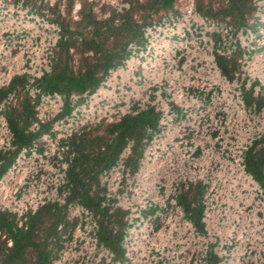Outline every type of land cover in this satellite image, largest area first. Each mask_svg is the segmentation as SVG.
<instances>
[{
  "label": "built area",
  "instance_id": "obj_1",
  "mask_svg": "<svg viewBox=\"0 0 264 264\" xmlns=\"http://www.w3.org/2000/svg\"><path fill=\"white\" fill-rule=\"evenodd\" d=\"M82 1L97 20L130 8L127 0H0V153L14 149L5 112L25 98L34 113L28 130L43 128L0 176V212L25 227L42 206H64L53 264H264V192L245 165L264 136V0H252L239 25L178 0L144 26L141 43H128L94 90L43 92L37 81L52 70L58 20L78 21ZM219 58L237 69L223 74ZM15 78L22 84L8 89ZM148 109L157 122L146 129L136 170L125 163L129 141L99 175L101 206L124 214L117 259L98 241L99 216L67 202L69 141ZM192 184L201 187L202 230L178 202Z\"/></svg>",
  "mask_w": 264,
  "mask_h": 264
},
{
  "label": "trees",
  "instance_id": "obj_2",
  "mask_svg": "<svg viewBox=\"0 0 264 264\" xmlns=\"http://www.w3.org/2000/svg\"><path fill=\"white\" fill-rule=\"evenodd\" d=\"M128 11L112 14L109 19L97 20L91 4L82 1L80 18H59L62 39L50 73L37 81L43 92L83 93L98 85L107 69L118 65L126 54L130 42H142V29L161 15L174 11L178 0H127ZM220 9L211 7V0H196V9L215 20H228L242 24L252 12V0H218ZM73 50L71 53L70 50ZM75 62V64H74ZM223 74L230 76L237 69L233 60L218 59ZM15 78L8 89L21 85ZM250 102L251 99L247 98ZM14 136V149L0 153V176L13 161L17 151L39 136L43 128L32 133L28 126L34 119L33 107L25 98L17 107L5 112ZM157 114L148 109L134 116H126L113 124L101 123L73 136L70 149L74 157L67 171L69 196L67 202L76 201L99 216L98 241L111 250L115 258L122 257L121 238L124 229L123 212H109L101 206L102 188L100 173L111 166L120 151L131 141L130 154L125 163L131 172L137 168L142 153L146 129L154 128ZM246 170L254 177L264 192V136L245 154ZM201 187L192 184L183 190L178 202L186 216L198 230H202ZM65 224V208L47 204L30 215L25 227H19L15 218L0 212V262L2 264H53L60 247L59 225ZM4 237V238H3ZM11 240V246L7 245Z\"/></svg>",
  "mask_w": 264,
  "mask_h": 264
},
{
  "label": "rangeland",
  "instance_id": "obj_3",
  "mask_svg": "<svg viewBox=\"0 0 264 264\" xmlns=\"http://www.w3.org/2000/svg\"><path fill=\"white\" fill-rule=\"evenodd\" d=\"M208 2V0H204V3L206 4ZM211 7H213L214 9H220V7H221V4L219 3V1L218 0H211ZM74 64H75V62H74Z\"/></svg>",
  "mask_w": 264,
  "mask_h": 264
}]
</instances>
